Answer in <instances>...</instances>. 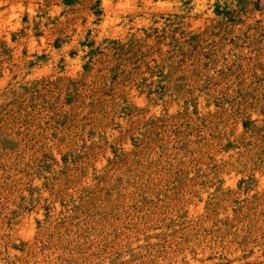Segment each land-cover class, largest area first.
Wrapping results in <instances>:
<instances>
[{"label":"rangeland","instance_id":"374dc122","mask_svg":"<svg viewBox=\"0 0 264 264\" xmlns=\"http://www.w3.org/2000/svg\"><path fill=\"white\" fill-rule=\"evenodd\" d=\"M0 264H264V0H0Z\"/></svg>","mask_w":264,"mask_h":264}]
</instances>
